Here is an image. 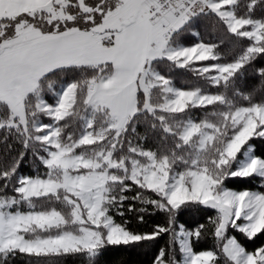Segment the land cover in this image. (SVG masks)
I'll use <instances>...</instances> for the list:
<instances>
[{
  "label": "snow or ice",
  "instance_id": "1",
  "mask_svg": "<svg viewBox=\"0 0 264 264\" xmlns=\"http://www.w3.org/2000/svg\"><path fill=\"white\" fill-rule=\"evenodd\" d=\"M258 59L264 0H0V264H104L162 234L152 264H264V245L230 234L264 235V191L226 184L264 188ZM248 68L259 90H241ZM182 206L215 210L212 248H195L204 224L177 225ZM155 212L147 231L115 218Z\"/></svg>",
  "mask_w": 264,
  "mask_h": 264
},
{
  "label": "trees",
  "instance_id": "2",
  "mask_svg": "<svg viewBox=\"0 0 264 264\" xmlns=\"http://www.w3.org/2000/svg\"><path fill=\"white\" fill-rule=\"evenodd\" d=\"M259 10H257V15H259ZM201 38L208 39V32L205 29H201ZM197 37L188 36L186 38L187 43H195ZM264 64V59H258L254 65L259 66ZM175 83L177 86L183 87L188 84L193 76L191 73L185 72L183 70H178L173 73ZM64 77H61V80ZM240 88L244 92L251 91L254 87L259 90L260 77L253 73L252 68H248L246 74L239 82ZM196 116H202L203 113L194 112ZM47 122V120H45ZM251 143L255 146V151L257 155L264 154V139L254 138ZM30 170H33V158L29 154L21 163L20 172L21 174H27ZM228 187L235 190H258L264 191L262 188L261 181L259 177L237 179L232 178L226 181ZM134 192H129L127 195L132 196ZM148 195H151L148 193ZM131 203V201H129ZM215 210L207 209L204 207H183L178 211L176 223L184 224L186 228L193 229L198 227L200 224L205 225V230L202 232V236L199 241L195 242L196 250H202L207 248H212L215 244V239L212 235V225L209 222V217H215ZM118 222H123L127 220L129 222V227L132 229H137L140 231H147L151 229L157 223H164L166 221V214L163 212H155V214L145 216V222L142 224L137 219L135 214L126 213L123 218L116 216ZM230 234L237 235L238 239L243 243L248 250H254L256 247L264 245V235H258L252 241H248L241 234L236 233L234 230ZM170 239L169 234H162L157 240L152 244L141 245L139 247H124V246H111L107 250L105 256L102 258L104 264H152L153 258L160 247H164L168 244ZM8 264H33L28 257L23 255H18L14 258H9ZM61 264H88L85 257H66L61 261Z\"/></svg>",
  "mask_w": 264,
  "mask_h": 264
}]
</instances>
